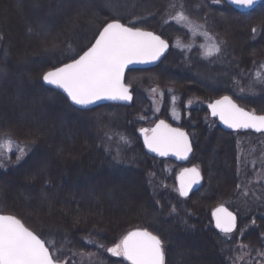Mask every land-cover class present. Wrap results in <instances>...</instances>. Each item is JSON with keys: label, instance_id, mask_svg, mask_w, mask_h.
Returning a JSON list of instances; mask_svg holds the SVG:
<instances>
[{"label": "rangeland", "instance_id": "obj_1", "mask_svg": "<svg viewBox=\"0 0 264 264\" xmlns=\"http://www.w3.org/2000/svg\"><path fill=\"white\" fill-rule=\"evenodd\" d=\"M197 1L195 0V2ZM221 2L242 17L252 14H241L224 0ZM201 9L204 10L203 14H205L206 4L198 3V6H195L191 0H4V2H1L0 43H3L0 51V109H2L0 110V130L4 126L9 129L7 133H11V136H2L1 133L0 136H2L1 139L10 137L14 142V146L12 152L0 156V169L7 171L4 168H9V172L17 168L26 159L25 165L21 166L22 170H19L17 176L24 175L25 172L27 174L30 173L25 178L26 182H28L29 179L27 177L29 175L33 176L34 171L30 168L35 163H38L42 168L38 171L39 177L42 178L46 177V175L50 177V170L57 166L60 172L68 170V173L65 174L64 172V182L65 184L67 183L66 185L83 186L90 192H93L101 181H99L98 177L102 180H117L119 182V190L115 191L114 196H107L108 194L105 191L101 192L100 195H103L101 200L107 205L108 209H110L108 206L112 208L115 215L123 213V215L127 216L129 230L131 225L135 226L139 223L138 218L141 217V208L137 207L138 196L142 194L140 193V189L143 191V195L140 197H142L146 213H149L150 217H153V214L149 209L146 198L148 201H152V198L157 195L162 198L159 205L162 211L167 208L172 213L171 216L174 220L184 218L188 211L182 200V202L176 200L177 195L179 196L176 179L185 165L178 166L169 161L150 157L144 152L141 132L138 131L141 128H152L157 120H166L176 126L182 125L183 113L180 109L181 102L183 101V97L186 98V101L189 99L187 98L188 94L181 93L177 91L178 89L189 87L188 90L191 88L194 93L198 90V96H192V101L185 102L186 109H207V106L216 99H220L228 92H235L234 88L237 86H242L244 90L250 87L247 91L252 93L253 97H256L254 101L257 100L258 102L260 99H264V94L257 97V94H260L264 89V79H257V73H261L264 76L263 67H254L249 76L246 75V80L242 76L238 77L237 75L238 66L245 62L246 55H251L253 51L257 52L262 25L256 28L257 38L252 40V45L258 44L252 46L246 38L242 39L241 36L244 34L243 28H241L242 25L238 20L231 25L225 23L224 29L219 31V35H213L204 22L201 23L194 19L193 15L195 13L200 16ZM178 13H184L195 24L202 25L203 30L220 45L221 51L216 55L204 58L200 45H206L208 41L201 36L194 38L186 26L178 24L173 19ZM116 19L128 26L139 27L144 31H150L158 35L162 34L163 36L160 35V37L171 44L172 51L175 55L177 53V57L181 60V65H183L182 67L178 65L174 68L167 64L166 61L170 56V52L156 68L134 70L146 71V79L139 78L138 76L131 77L129 76L130 72L127 73L126 81L128 85L132 88L137 86V95H139L137 103L135 102L138 117H136L137 120L135 117L132 118L136 122H141V126L136 132V138L129 133L111 129L116 124H121L120 119L123 118L121 111H115L114 113L108 111L104 114L93 116H82L80 113H73L70 109L59 105L56 97H52V99L50 97L51 94L53 96L57 94L65 101V96L52 88L45 87L42 81V77L46 72L70 63L73 59L82 55L95 42V38L103 26ZM254 19L256 20V25L263 22L261 17ZM133 21H135L134 25ZM27 23L33 24L34 26L32 27L35 30L30 25H27ZM15 25L19 26V28L23 25L27 26L25 29V41L20 39ZM157 26L158 29H156ZM151 27L155 28L156 32L151 30ZM263 40L264 38L261 39V43H263ZM178 42L181 47H177ZM185 45L190 47L182 50V47ZM244 45L245 47L248 45V51L245 52V55L242 54V47ZM195 52L198 53L200 62L210 66L205 69L198 64L194 66L192 57H194L193 54ZM222 58H227L230 61L223 64L221 62ZM215 62L217 64L220 63L216 65L221 67V72L219 73L214 72L212 64ZM190 63L191 67L186 68ZM226 64H229V66ZM156 69L160 72L162 71L164 76L158 84L167 83L172 85V82L166 81V78H174L176 79V86L148 84L147 78L149 77L147 75L158 73V71H153ZM39 74L41 75L39 86L49 91L48 99L35 87L37 86L35 78ZM182 82L187 84V86L182 85ZM190 84L192 86H189ZM5 86H13L14 92L9 94L3 91ZM166 87H169V89ZM152 89L156 90L155 93H153ZM17 93L21 95L16 100L14 96ZM244 97L249 98L246 95ZM65 102L69 104L67 100ZM19 103L21 105L24 103L23 111L26 113L25 117L19 115L16 110ZM69 106L71 105L69 104ZM71 108L75 111L77 110L72 106ZM256 110L263 111L264 107L256 103ZM68 117L71 125H66V118ZM103 128L107 130L106 132L104 131L105 134L101 132ZM24 129L28 132H25ZM68 135H73V138L71 137L70 139ZM188 136L194 151L191 160L188 162V166H197L198 168L201 166L205 177V186L200 192L204 190L206 185H209V194L212 190L216 192L218 187L220 188L221 185L226 186L225 183L231 180L234 191L230 194H225L227 198H221L219 206H225L230 209L233 206L238 207L240 205L242 207L243 197L249 199H257L259 197L264 200V179L259 178L260 175L264 174V136L246 135L243 139L237 138V159L236 157L232 159L235 160V171L230 169L229 172L231 173L227 177H224L223 181L220 177L223 176L224 166H227L223 161H220L221 159L218 162V158L214 156V151H217V144H215L216 136H212L214 138L213 142L205 138L198 153V148L195 144L197 140L191 133H188ZM194 136L202 143L199 136L197 137L196 134ZM121 137L124 139H121ZM228 142L231 143V141ZM138 144L142 146L144 155L155 160L156 163H147V159L143 155H137L133 166V156L127 157L126 153L129 152L130 154V151L132 153ZM16 145L24 148L22 155L16 150ZM66 146H68L71 152L76 153L73 157L67 155L68 149ZM201 151H206L209 157L203 156V152ZM105 153L110 155L107 160L110 159L109 157L112 160L105 161ZM18 155L21 157L19 160L17 159ZM99 160H102V164H98ZM56 161L57 165L55 164ZM161 163L163 164L159 166ZM198 163L200 166L197 165ZM144 167L147 168L145 171L146 180L143 182V187H141L139 183L140 179L134 177L132 172L138 171L139 174H142L139 171L142 168L144 170ZM114 168L120 171L124 170L126 173L115 172ZM232 174L235 175L236 180H234ZM172 175L175 177L174 186L173 182L171 183L170 181ZM48 183L42 184L48 188V198L44 193H41L39 196V194H33L32 190L28 189L26 190L28 196L25 197V201L20 189L16 191V198L20 202H25L30 207L27 208L28 210L35 212L32 223L35 225L33 227L38 229L40 234L34 232L46 241L48 247L51 248L54 258L60 259L61 264H108L105 263L106 257L116 260V262H109V264H119V261L123 263L122 257L109 254L107 252L108 247L103 248V245L96 240L88 239L83 235V240H79L74 233H71L73 237H70L66 227L63 226L58 217H55L54 214L57 212L54 210L52 214L49 210L51 207L53 209L55 205L53 201L50 202V198L57 188H50ZM245 183L249 185L247 187L243 186L242 184ZM245 191L246 193H244ZM174 196L176 199H173ZM44 200L48 201V205H46ZM89 201L95 204L98 203L94 199ZM89 201L86 203H89ZM29 202H32V207ZM0 204L3 206V209L8 208L7 210H12V206L8 205V203L5 206L0 201ZM80 204H83L82 200H80ZM205 205L203 204V206ZM189 207L191 210L194 209L191 205ZM110 211H105V216L109 215ZM133 212L140 214L136 217L133 216ZM193 212L197 214L194 210ZM36 213L40 214L39 218ZM0 214H3L1 206ZM202 216V211L198 210V219H196L198 221L194 222L192 221V217L189 218L190 214H188L189 221L197 224L198 228L189 231L185 227V232L188 235L192 237L199 236L198 240L193 242V252L189 253L191 259L197 263L201 262V252L207 250V248L203 250L204 238H207L208 235L203 237L205 235L201 231L202 223L200 219H202ZM133 218H135V221H133ZM241 219V223L238 220L241 229L238 228L235 234L228 237L236 241L239 247L236 259H233L231 264H253L257 258H259L257 264H263V258H261L259 252L254 253L250 247L242 244V240L254 230L247 223L243 224L246 221L244 218ZM25 220L29 222L30 218L25 215ZM21 221L23 222V220ZM116 223L118 224L117 221ZM116 223H114L108 235L114 234L124 224V221H120L118 226H115ZM122 235L124 234L121 232L115 238ZM104 236L106 237V235ZM122 238H120L118 243ZM77 240L81 242V247L89 252L77 253V250H74V248L78 247L76 245ZM207 241L211 243V239L207 238ZM182 264L193 263L186 258Z\"/></svg>", "mask_w": 264, "mask_h": 264}, {"label": "trees", "instance_id": "obj_2", "mask_svg": "<svg viewBox=\"0 0 264 264\" xmlns=\"http://www.w3.org/2000/svg\"><path fill=\"white\" fill-rule=\"evenodd\" d=\"M191 1H192L193 5H195V6H198V3L206 4V9H205L206 13L205 14H203L204 10L201 9L200 16H198L197 13H195L193 16L195 17L194 19L200 21L201 23L204 22L206 24V26L209 27L210 32L213 35H216V36L219 35V33H220L219 31H221V29L222 30L224 29L225 23H228L229 25H231V24L237 22L236 20H238L242 25L241 28H243V33H244V34H242V36L240 34V36L242 37V39L246 38L248 40L249 44L252 45V40H255L257 38V36H256L257 32L254 34L252 32V29L257 28L259 25H262V33L260 35L259 44L256 43V44H258L257 46H259V48L257 49V52L253 51V52H255L254 55H252L253 52L251 53V55H246L245 62L239 64V66H238L239 70L237 71L238 72L237 75H238V77L242 76V78L246 80V75L249 76L250 72L254 69V67L260 66V68H262L261 66L264 65V40H263V43H261V39L264 38V4L261 5L259 8H257L254 12H252L251 15L242 17L237 12L232 10L231 8L229 9L225 4H222V2L218 5V4H214L213 0H211V1L210 0H198L197 2H195V0H191ZM1 2H4V0H2ZM1 2H0V4H1ZM256 17H261L263 19V22L256 25V20L254 19ZM242 19H245V20H242ZM27 25H30L31 27L34 26L33 24H29V23H27ZM26 27H25V25H23V26H20V28H19V26L17 27V25H15V29H16V31H18V33H19L18 35H19L20 39H22V41H25V29H26ZM32 28L34 29V27H32ZM35 28H36V26H35ZM150 29L156 32V29H158V26L156 27V29L152 28V27ZM37 31H38V29H37ZM1 33H2V30H1ZM160 35L163 36L162 34H160ZM2 43L3 42L0 43V45H1L0 51L2 49ZM256 44H253L252 46H254ZM248 45L246 47H245V45L242 47V54L245 55V52L248 51ZM193 55H194V57H192V60H193L194 66L196 64H198L203 69L210 66V65H206V64L200 62V60L198 59V53L197 52H195ZM225 57H226V53H225ZM77 58H79V57H77ZM227 61H230V60L227 58H224V59L222 58V60H221V62L223 64L228 63ZM166 63L169 64L170 66H173L174 68H175V66H178V65L181 67L183 66V65H181V60L177 57V53L175 55V53L173 51L170 53V56L168 57ZM218 64H220V63H218ZM218 64L216 62L212 64L214 66V72L215 73L221 72V69H220L221 67L216 66ZM226 65L229 66V64H226ZM188 67H191V63L188 64V66H186V68H188ZM153 71H158V73L153 74V75H151V74L147 75V77H149V78H147L148 84H155V85L157 84L160 86H176L177 83L175 82L176 79H174V78H166V81L172 82V85H169L167 83L158 84V82H160L162 80V77H164L163 72L162 71L160 72L157 69L153 70ZM145 73H146V71H130L129 76H131V77L138 76L139 78H145L146 79ZM40 77H41L40 74L36 76L35 83L37 86H35V87L39 92L43 93L46 96V99H48V92L49 91L45 90L42 86H39L40 85V82H39ZM182 85L187 86V84H185L183 82H182ZM189 86H192V84H190ZM166 88L169 89V87H166ZM188 88L189 87H187L186 89H178L177 90V91H180L181 93L188 94L187 98L189 99L186 101V98L183 97V101L181 102V108L180 109L182 110V113H183V121H182L181 128H183L184 130H187L197 140V143H195L197 145V148H198L197 153H198L199 149L201 150V145H203V140L205 138H207L209 141L210 140L212 141V140H214V138H212V136L213 137L216 136L215 144H217V146H216L217 151H214V156H216L218 158V162L221 159L220 161H223V163L227 166V167L224 166L223 176L220 177V179L223 181V178L227 177L231 173V172H229L230 169L235 171V160H232V159H233V157H236V159H237V154H236L237 139L233 138V135L223 132L218 127L217 123L210 118V115H209V112L207 109H204V108L203 109L202 108L201 109L200 108H198V109L197 108L196 109H192V108L186 109V103L185 102L192 101L191 100L192 96H198L199 95L198 90L195 91V93L197 94L196 95L193 92V89L190 88L188 90ZM13 89H14L13 86H5L3 91L8 92L9 94H12L14 92ZM170 89H172V88H170ZM234 89H235V92H233L234 94L231 92H228L225 95L231 96L242 107H244L248 110H253L259 114H264V110L263 111H257L256 110V103H258L260 106L264 107V99H260V101H258V102H257V100L254 101L256 99V97H253L252 93L247 91L250 89V87H247L244 90L242 86H240V87L237 86ZM134 94H135V102L137 103V97H139V95H137V86L134 87ZM262 94H264V89L261 91L260 94H257V97H259ZM20 95H21L20 93H17V94H15L14 98H16V100H17V98H19ZM245 95L248 96L249 98L244 97ZM50 97H51V99H52V97H56V99L58 101V102L57 101L56 102L59 103V105H61L63 108L70 109V111H72L73 113H77V114L80 113L82 116L99 115V114H104L105 112H108V111H111L113 113L115 111L116 112L121 111V113L123 114V118L120 119L121 124H116L111 129H115V131H118V132L129 133L130 135H133V137H135V138L137 137L136 132H137V129L141 126V122H139V121L136 122V120H137L136 117H138V110H136L135 102L131 108L118 107V106H105V107H100V108H97V109L91 110V111H84V112L78 111L77 112V110L75 111L74 109L71 108V106H69L68 103L65 102L66 100L64 101L62 99V97L58 96L57 94L54 96L51 94ZM17 104H18V102H17ZM23 106H24V103L22 105H21V103H19L18 108L16 110H17L19 115H22L25 117L26 113L23 111ZM20 109H21V111H20ZM0 110H2V109H0ZM34 112L36 113L35 110H34ZM140 113H141V110H140ZM133 117H135L136 120H133L132 119ZM204 124H206V125H204ZM66 125H71L69 117L66 118ZM127 125H129V126L127 127ZM8 131H9V129H7L3 126L2 130H0V133L2 134V136H4V135L11 136V133H7ZM24 131H25V129H24ZM69 131L70 130L68 128V132ZM104 131L106 132L107 130L105 128H103L101 130V132L104 133ZM25 132H28V131H25ZM194 134H196L197 137L198 136L200 137V139L202 140V143H200L198 141V138H196L194 136ZM2 136H0V139L2 138ZM68 136L71 139L72 136L71 135H68ZM12 138H14V137H12ZM101 138H102V135H101ZM14 139H16V138H14ZM223 140H225V141H223ZM228 141H231V143H229ZM36 144H38V143H36ZM209 144H210V142H209ZM215 144H214V146H215ZM39 145H40V143H39ZM234 147H235V150H234ZM66 148L68 149V146H66ZM212 150H213V147H212ZM201 152H203V151H201ZM94 153L96 154V152H94ZM237 153H238V151H237ZM75 154L76 153L71 152L69 149L67 150V155L73 157ZM126 155H127V157H130L131 155L133 156V163H132L133 166L135 164V158L137 155L138 156L143 155L147 159L146 160L147 163H156L155 160H153L149 157H146L144 155L142 146L139 144L136 146L135 150L132 151V153L130 151V154H129V152H127ZM108 156H110V155L108 153H105V158H104L105 161L107 160ZM203 156L207 157L208 153L206 151H204ZM98 157H99V155H98ZM109 158H110L109 160H112L111 157H109ZM109 160H107V161H109ZM25 161H26V159L17 168H15L9 172H8L9 168H4V170L6 169L7 171H3L0 169V201L2 202V204H5V206H6V203H8V205L12 206L11 207L12 210H7L8 208L5 207L6 209H3V206L0 204L3 214L17 216L18 218L23 220V222L25 223V225L27 227H29V229L40 234L39 230L36 229L35 227H33L35 225H33V223H32V221H34L35 212L32 210L31 211L28 210L27 208H30V207L28 205H26L25 202L23 203V202H20L19 200H17L16 191L18 189H20V192L24 195L23 196L24 201H25V197L28 196V193L26 191L27 189L32 190L33 194H36V195L39 194V196L41 193H44L45 196L48 198V188L43 186L42 184L43 183L47 184L49 182L48 185L50 188H57L56 192H54L53 196L50 198V202L53 201L55 203V205H54L53 209L51 207V209H49V210L51 213L54 210H55V212H57L54 214L55 217H58L59 221L63 224L64 227H66L70 237L72 236L71 233H74L77 239L83 240L82 239V235H83V236L87 237L88 239L96 240L97 242L101 243L103 245L102 246L103 248H105V247L112 248L118 243L120 238L123 237L128 232L129 225L127 224V216L123 215V213L115 215V213L112 211V208L110 206H108L110 208V209H108L106 207L107 205L105 203H103L101 200L103 195H100V193L103 191H105L108 194L107 196H114L115 195V191L119 190V188H120L118 185L119 182L117 180H113V179L102 180L98 177L99 181L101 180L100 182L98 181L100 184L98 183L97 187L93 190V192H90V191H87L83 186L77 185V187H76L75 185L73 186L72 184H69V186L66 185L67 183L65 184V182H64V172L66 174V173H68V170L64 171V172H60V169H58L57 166H55V168H52L50 170V172H51L50 177H48V175H46V177H43V178L39 177L38 171L42 168L40 167V165L38 163H35L34 166H32L30 168L31 170H34L33 176L29 175L27 177L29 180H28V182H26L25 178L30 173L27 174V172H25L24 175L17 176V174L19 173V170L20 169L22 170L21 166L25 165V163H26ZM101 162H102V160H99L98 164H102ZM55 164L56 165L58 164L57 161ZM162 164L163 163H161L159 166H161ZM197 165H199V163ZM146 170H147L146 167H144V170L142 168V170L139 171L142 174H139L138 171L132 172L134 177L140 179L139 183H140L141 187H143V182L146 180V177H145L146 176L145 175ZM114 171L119 172L121 174L126 173V171H124V170L120 171L119 169H116V168H114ZM23 176H25V177L23 178ZM232 177L234 178V180H236L235 175L232 174ZM262 177H264V174L259 176V178L264 179ZM170 179H171L170 180L171 183L173 182V186H174V182H175L174 175H172V177ZM34 180H36V181H34ZM31 181H32V183H31ZM105 181H109V182H105ZM225 184H226V186L221 185L220 188L218 187L216 192H215V190L214 191L212 190L210 192V194L208 193L209 192V185H206V187L204 188V190L202 192H200L198 195L191 197L189 199V201L188 200L183 201L178 195H177V199L174 196L173 199H176L177 201L178 200L183 201V202L182 201L181 202L186 205V208L188 211L186 216H184V218H180L179 220H177V219L174 220L173 217L171 216L172 213L167 208H165L164 211H162V209H160L161 207H159V205H160V201L162 200V198H161V196H157V195L152 198L153 199L152 201H150V200L148 201V199L146 198L147 195L145 197L147 202H148L149 209L153 214V217H150L149 213H146L145 204L142 202V199H141L142 197H140L141 195H143V191H142V189H140V193H142V194L140 196H138L139 200H138V206L137 207L141 208L140 209L141 214L138 212H133L132 214H133V216H136V217L138 214H140L141 217L138 218L139 223L135 226L131 225L129 231L134 230V229H147V230H150L151 232H153L154 234H156L157 236H159L161 238V240L163 241V244H164L166 264H182L184 259H186V258H188L193 264H229V262L231 264L232 260L236 259V254L239 251L238 244L236 241H233L231 238H228L226 236L219 234L213 228L212 218H211L212 210L221 203L220 199L221 198H227V197H225V194H230L232 191H234V187H232L231 180H229V182L225 183ZM242 185L247 187L249 184L245 183ZM224 187H226V188H224ZM246 191H248V189H246ZM246 191L244 193H246ZM85 199H87V200H85ZM93 199L97 200L98 203L95 204V203H92L89 201V200L92 201ZM80 200H82L83 204H80ZM44 201H45L46 205H48V203H47L48 201H46V200H44ZM87 201H89V203H86ZM193 202H194V204H193ZM29 204H31V207H32V202H29ZM203 204L204 205L206 204V205L203 206ZM189 205H191L194 208L193 210L197 214H195L193 212V210L190 209ZM197 209L200 210V212L202 211V214H203L202 219H200V222L202 223L201 231L205 235L203 237H206V235H208L207 238L211 239V243H210V241H207V238H204L205 243L203 246V250H205L206 248H207V250H205V252L204 251L201 252L202 253L201 254V262H199V263H197L195 260H192L191 255H189L190 252H193L192 251V248H193L192 245L194 244L193 242L197 241L199 236L196 235V236L192 237L185 232V227L188 228L189 231L196 230L198 228L197 224H193L191 221H189V218H191V217H192V221H194V222L198 221V220H196V219H198V210ZM108 210L109 211L111 210L110 211L111 213L109 215L107 214L105 216V211H108ZM231 210H233L234 212H236L238 214L240 223L242 221L241 218H244L246 221L243 222V224L247 223L254 230V231L250 232L242 240V244L250 247L254 253L259 252L261 255V258H263L262 261L264 264V200L259 198V197L257 199L256 198L249 199V198L243 197L242 207L240 205L238 207L233 206V208ZM47 211H48V208H47ZM42 212H44V211L42 210ZM188 214H190L189 218L187 217ZM25 215H27L30 218L31 223H30V221L27 222L25 220ZM36 215L39 218L40 214L36 213ZM177 215H179V214H177ZM135 218H133V221H135ZM109 221L112 223H110ZM116 221L118 222V224L116 223ZM120 221H124V224L121 227H119V229L116 230V232L114 234L112 233L111 235H108V232L110 230H112L114 223H116L115 226H118ZM134 223H136V222H134ZM239 229H241L240 226H239ZM78 232H80V233H78ZM121 232L124 235H122L118 238H115ZM104 235H106V237ZM103 237H105V239H103ZM79 240H77V242H76V245H78V247L76 249L74 248V250H77V253L78 252L79 253L80 252H89L85 248L81 247L82 245H81V242ZM85 240H87V239H85ZM208 250H209V253H208ZM58 260L61 262L60 259H58ZM257 260H259V258H257ZM257 260H255L253 262V264H257L258 263ZM117 261H119V260H117ZM109 262L113 263V262H116V260H114L110 257H106L105 263L109 264ZM119 264H122V263L119 261ZM238 264H241V263H238Z\"/></svg>", "mask_w": 264, "mask_h": 264}, {"label": "snow or ice", "instance_id": "obj_3", "mask_svg": "<svg viewBox=\"0 0 264 264\" xmlns=\"http://www.w3.org/2000/svg\"><path fill=\"white\" fill-rule=\"evenodd\" d=\"M238 8L251 9L257 0H225ZM220 4L221 0H213ZM173 19L186 26L193 37L201 36L208 43L200 45L204 58L221 51L213 37L203 30L202 25L195 24L184 13H178ZM133 25L135 21L132 22ZM255 34L256 28L252 29ZM168 42L159 35L144 31L139 27L128 26L118 19L106 23L99 31L95 42L79 55L61 67L46 72L42 79L45 83L62 89L75 105L87 107L100 100L131 101L129 86L124 83V73L128 65L148 63L158 60L168 48ZM177 47H181L177 43ZM190 46H183L182 50ZM261 67H264L262 65ZM257 79H264L257 73ZM155 93V89H152ZM213 117L233 130H254L264 133V115L246 111L230 96H223L208 105ZM144 144L160 156L169 153L178 159H187L192 151L188 134L180 128H173L160 120L154 128H141ZM121 139H124L121 137ZM14 142L10 137L0 139V156L13 151ZM22 155L24 148L16 145ZM21 157L18 155L17 159ZM197 167L185 168L180 173L179 194L186 197L193 187L200 182ZM216 227L223 233H231L236 228V216L223 206L213 213ZM107 251L116 257H123L129 264H165L164 244L161 238L147 229L129 231L122 240ZM0 264H61L54 258L46 246V241L29 230L14 215L0 214Z\"/></svg>", "mask_w": 264, "mask_h": 264}, {"label": "water", "instance_id": "obj_4", "mask_svg": "<svg viewBox=\"0 0 264 264\" xmlns=\"http://www.w3.org/2000/svg\"><path fill=\"white\" fill-rule=\"evenodd\" d=\"M224 1H225V0H224ZM263 3H264V0H257V4H256L253 8H251V9L238 8V7L233 6V5H230V4H228V3H227V4H228L229 6H231V7H233L235 10H237V11L240 12L241 14H247V13H250V12L255 11V10H256L259 6H261ZM168 45H169V44H168ZM169 52H170V45L168 46L167 50L163 53V55H162L158 60H156V61L148 62V63H133V64L128 65V67L125 69V73H124V83H125V77H126V74H127L128 72H130V71H132V70H147V69H151V68H156L160 63H162V61H163L164 58L169 54ZM42 81H43V80H42ZM43 85H44L45 87H47V88H52V89H54V90L60 92L63 96L66 97V99L70 102V104H71L73 107L77 108L78 110H92V109H94V108H96V107H99V106H102V105H106V104L132 105V100H133V98H132L131 101H113V100H107V99H105V100L97 101V102H95L94 104L88 105L87 107H84V106H80V105H75V104H73V103L71 102V100L67 97V94L64 93L62 89L55 88L54 86L49 85V84L45 83L44 81H43ZM129 91H130V93H131L130 88H129ZM131 95H132V94H131ZM209 111H210V109H209ZM210 115H211V111H210ZM211 117H212L213 119H215V120L218 122L220 128H221L223 131H225V132H235V131H238V130H233V129L228 128L226 125H224V124L219 120L218 117H213L212 115H211ZM154 127H155V126H154ZM154 127H153V128H154ZM173 128H174V127H173ZM243 130H244V129H243ZM246 131H253V132H255L254 130H251V129L246 130ZM257 133H258V132H257ZM188 137H189V136H188ZM141 139H142V141H143V143H142V144H143V148H144V150L147 152V154L150 155L151 157H154V158H157V159H161V160H172V161H174V162H176V163H178V164H186V163H188V162L191 160V158H192V156H193V153H194L193 148H192V151H191L190 153H188V158H187V159H178L175 155H173V154H171V153H169V155H167V156H160V155H158L157 153L150 151V150L147 148V146H145V144H144V137H143L142 133H141ZM189 141H190V138H189ZM190 143H191V141H190ZM191 146H192V144H191ZM200 176H201L200 182H199L198 184H196V185H193V187H192L191 190L189 191L188 195H187L186 197H182V198L187 199L188 197H191V196L194 195L195 193L199 192V191L204 187V183H205V181H204V178L202 177L201 173H200ZM178 188H180V182H179V180H178ZM224 208H226V207H224ZM226 209H227L229 212H232V211H230L228 208H226ZM232 213H233V215L236 216V228H235V230H234L233 232H231V233H234V232L237 230V227H238V219H237V215H236L234 212H232ZM212 217H213V215H212ZM213 220H214V226H215V228H216L219 232H221V230L218 229V228L216 227V221H215V218H214V217H213ZM21 222H22V221H21ZM221 233H223V232H221ZM231 233H224V234H231Z\"/></svg>", "mask_w": 264, "mask_h": 264}]
</instances>
